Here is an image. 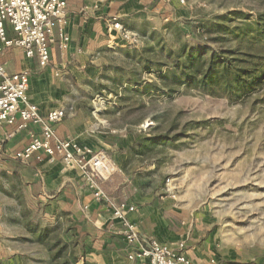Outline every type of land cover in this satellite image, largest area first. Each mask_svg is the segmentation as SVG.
<instances>
[{
  "label": "rangeland",
  "instance_id": "rangeland-1",
  "mask_svg": "<svg viewBox=\"0 0 264 264\" xmlns=\"http://www.w3.org/2000/svg\"><path fill=\"white\" fill-rule=\"evenodd\" d=\"M83 1L87 8L99 5V60L94 78L73 82L72 96L89 105L98 132L122 137L112 183L162 197L191 220L210 248L209 264L264 261V86L234 100L185 86L167 93L161 83L177 54L231 45L208 39L216 17L241 11L254 18L264 12V0ZM107 17L136 35L137 48H107ZM57 194L46 193L27 208L18 193L20 219L0 243V264H94L56 205Z\"/></svg>",
  "mask_w": 264,
  "mask_h": 264
},
{
  "label": "crops",
  "instance_id": "crops-1",
  "mask_svg": "<svg viewBox=\"0 0 264 264\" xmlns=\"http://www.w3.org/2000/svg\"><path fill=\"white\" fill-rule=\"evenodd\" d=\"M110 2L119 5L121 0ZM88 5L91 7L94 2ZM86 7L83 0L67 1L66 32L70 45L66 51H61L57 29L56 34L53 31L47 67L40 68L35 59L25 58L23 51L15 47L4 49L0 60L10 74L29 73L27 95L41 114L55 109L66 111L63 121L54 127L56 137L72 139L94 152L104 153L112 163L113 174L120 168L118 158L124 153L121 152L122 137L118 133L106 136L98 132L94 127V112L89 105L72 96L73 82L77 84L94 78V67L99 60L98 48L94 49V11L90 9L83 16L81 11ZM19 123L17 120L11 126L0 125V243L5 237H11L10 225L19 222V192L25 196L28 208L36 199L57 190L56 205L70 220L80 241L79 246L94 264H139L137 260L128 259L131 248L116 235L118 224L112 218L108 205L93 202L85 179L75 165L65 166L61 157H49L42 151L34 153L24 163L14 159V154L23 150L32 137L41 138L39 126L27 124L18 130ZM112 180L114 178L100 183V187L112 203L134 207L126 218L141 237L173 247L184 243L185 255L194 264H209L207 252L210 248L205 245L207 241L199 238L200 234L191 220L188 221L164 198L156 195L145 197L136 187L131 194L129 184H115ZM1 250L4 248L0 244ZM6 250L9 251L8 248Z\"/></svg>",
  "mask_w": 264,
  "mask_h": 264
},
{
  "label": "built area",
  "instance_id": "built-area-1",
  "mask_svg": "<svg viewBox=\"0 0 264 264\" xmlns=\"http://www.w3.org/2000/svg\"><path fill=\"white\" fill-rule=\"evenodd\" d=\"M68 0H0V57L4 49H21L25 58L35 59L40 68L48 66L49 45L53 38V26H56L59 49L66 51L70 37L66 32V8ZM170 1V0H165ZM100 4L103 0H99ZM183 2L182 0L180 1ZM96 3L81 11L86 16L89 10L98 9ZM107 35V48L114 50L121 47L135 49L138 39L135 34L125 29L117 17L103 20ZM29 73L23 71L10 74L0 60V125L11 126L19 120L18 130L27 124L39 126L41 138L32 137L30 143L14 154V159L24 163L39 151L49 157L59 156L65 166L75 165L91 192L92 200L108 205L112 218L117 222L116 235L131 248L129 260L139 264H194L185 255V244L168 246L155 240L141 237L126 215L134 211L126 203L114 204L105 195L100 183L110 179L113 166L108 157L101 152H94L87 146H81L72 139L60 140L54 127L66 116L63 109H55L41 114L28 98ZM11 135H8L10 138ZM87 207H84V210ZM253 264H264V261Z\"/></svg>",
  "mask_w": 264,
  "mask_h": 264
},
{
  "label": "trees",
  "instance_id": "trees-1",
  "mask_svg": "<svg viewBox=\"0 0 264 264\" xmlns=\"http://www.w3.org/2000/svg\"><path fill=\"white\" fill-rule=\"evenodd\" d=\"M236 19L239 21L233 23ZM207 33L210 41L224 44L230 40L231 45L210 52L201 48L188 55H183L182 52L177 54L171 68L161 77L162 86L167 93H173L180 86H185L199 89L211 97L239 100L262 89L264 12L258 13L254 18L241 11L216 17ZM141 52L140 54H146L147 50ZM141 87L147 89L148 85L144 83Z\"/></svg>",
  "mask_w": 264,
  "mask_h": 264
}]
</instances>
